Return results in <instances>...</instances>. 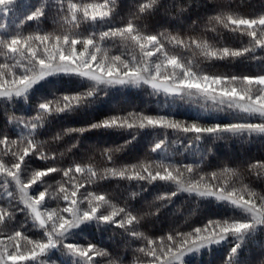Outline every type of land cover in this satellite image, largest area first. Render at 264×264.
Listing matches in <instances>:
<instances>
[{"label":"trees","instance_id":"obj_1","mask_svg":"<svg viewBox=\"0 0 264 264\" xmlns=\"http://www.w3.org/2000/svg\"><path fill=\"white\" fill-rule=\"evenodd\" d=\"M144 0H115L112 15L103 20L84 21L78 31L90 35L120 26L132 19ZM8 13L0 12V39L14 35L48 33L59 30L64 11L62 0H22L10 6ZM36 8H42L44 15L29 20L27 17ZM222 9H230L249 17L264 14V0H158L153 8L142 13L137 27L150 34L164 31L183 35L200 34L209 17ZM191 29V32H188ZM206 38L216 46L232 48L251 47L247 34L230 29L208 30ZM103 47L112 55L131 59L133 50L117 40H108ZM207 74L243 76L264 74V48L236 57L204 58L199 52L175 49ZM155 59V58H154ZM19 57H9L7 49L0 46V63L16 64ZM21 64L26 63L20 60ZM22 71V69H20ZM93 91L79 104L64 111L45 113L40 107L46 101H60L66 95L84 94ZM194 99L189 97L170 98L148 87L121 89L97 84L79 74L52 75L34 85L23 95L0 99V137L21 139L35 137L47 142L45 152L57 153L56 159L44 160L34 152L26 157L21 172L23 182L31 178L34 171L47 166L71 167L74 163H92L104 166L101 155L105 149H119L113 155L114 164L131 165L144 159L163 161L177 165L198 166L201 173L215 171L224 166L245 168L244 183L264 194V171H252L249 167L264 162V132H223L219 134L186 133L180 129L146 126L128 128L123 126L90 128L89 125L117 115L143 112L148 115H163L177 120L195 121L202 125L232 123L236 121L260 122L258 117L231 114L221 107H214L210 116L186 109ZM183 104V105H181ZM210 105V104H208ZM218 109V110H216ZM227 115L229 117L227 118ZM35 123L36 128L30 125ZM85 128L83 133L67 132V129ZM163 142V143H161ZM160 144L159 148L156 145ZM0 158L11 161L13 157L4 154ZM62 179L61 172L46 176L34 184L30 195L50 189L57 191ZM85 192H103L111 203L143 215L138 223L122 228L114 222L93 218L67 236L57 235L63 243L57 244L43 255L31 259L27 264H87L82 258L65 247L67 243L86 246L93 243L106 249L111 255L97 257L96 264H105L106 259L116 258L120 264H147V256L139 250L144 247L143 237L133 235L142 232L149 238L167 235L172 230L190 231L203 226L209 220H253L243 210L212 197H205L185 189L173 181L137 180L125 177L107 176L94 178L86 185ZM175 193V195H171ZM135 194V195H133ZM19 185L6 174H0V206L13 213L6 227L20 230L31 239H46V228H40L27 207L19 198ZM157 197H165L158 200ZM170 197V198H169ZM63 201L50 195L42 204L45 209L61 206ZM82 207L87 200L82 199ZM159 209L156 212V209ZM106 205L99 214L110 211ZM98 214V215H99ZM229 242L218 247L203 250L187 257L178 264H262L264 262V225L253 226L242 233L229 234ZM239 244L236 252L232 249Z\"/></svg>","mask_w":264,"mask_h":264},{"label":"snow or ice","instance_id":"obj_2","mask_svg":"<svg viewBox=\"0 0 264 264\" xmlns=\"http://www.w3.org/2000/svg\"><path fill=\"white\" fill-rule=\"evenodd\" d=\"M62 2L64 11L59 30L14 35L7 40L0 39V46L7 49L10 58L19 57L16 64L0 63V96H11L13 93L19 95L50 73L63 71L80 73L96 81L108 83L144 81L154 89L166 93L201 97L205 101L210 100L219 105H228L264 116V74L243 76L207 74L197 64L173 50V48L191 50L199 52L207 59H222L241 56L256 47L264 48V14L249 17L234 10L222 9L208 18L200 34L183 35L179 32L172 34L168 31L150 34L137 27V20L142 13L149 12L158 0H144L133 18L126 23L85 36L78 31L80 25L86 20L95 21L110 17L114 11L115 0H62ZM13 3L15 0H0V6ZM43 15V9L36 8L27 19L32 20ZM218 29L245 33L251 37L252 46L232 48L210 43L206 38L207 31ZM188 32H191V29ZM108 40L123 42L135 54L130 60L122 55L110 54V50L103 47V43ZM20 60L26 63L21 64ZM93 91L66 95L60 101H46L40 107L45 113L64 111L74 104L81 103L85 97L92 96ZM30 126L37 127L35 123ZM111 126L128 128L159 126L180 129L186 133L219 134L245 129L264 131V120L256 123L236 121L202 125L199 122L177 120L163 115L131 112L89 125L90 128ZM85 130L79 128L66 131L83 133ZM46 143L35 137L21 139L0 137V156L9 154L13 157L11 161L0 158V174H6L16 181L19 185L18 198L31 210L33 219L47 230L46 239H31L20 230L7 228L6 224L13 213L8 207L0 206V264H27L29 260L63 243L56 238L58 234L63 235L89 219L114 222L127 229L128 226L138 223L143 215L154 214H137L129 210L127 205L120 207L113 204L103 192H87L85 195L81 189L85 190V186L93 183L97 177L103 179L107 176H118L137 180L173 181L180 189L231 201L254 217V220H209L203 226L190 231L172 230L158 238H149L142 232H133V235L143 237L145 240L144 247L139 251L146 254L147 264H172L174 260H181L186 252L213 241L223 240L229 234L250 230L254 223H264V194L244 183L247 170L243 167L224 166L212 172L201 173L198 166L192 164L177 165L147 158L131 165L109 166L114 164L113 155L119 149H105L101 153L105 158L104 166L92 163H74L71 167L47 166L34 171L27 183L23 182L21 172L26 157L35 152L40 159L57 158V153L43 150ZM159 147L160 144H157L156 148ZM249 167L252 171L258 168L264 171V162H256ZM58 171L62 173V179L55 193L46 189L39 191L38 195H30V189L34 184ZM50 195L61 199L62 205L54 209L43 208V202ZM82 199L87 200V207H82ZM157 199L163 200L165 197ZM106 205H109L111 210L99 214ZM155 211L158 212L159 209ZM65 247L85 258L87 264H96L97 257L107 258L111 255L106 249L93 243L86 246L67 243ZM238 247L239 244L232 251L236 252ZM105 264H120V261L111 258L106 259Z\"/></svg>","mask_w":264,"mask_h":264},{"label":"rangeland","instance_id":"obj_3","mask_svg":"<svg viewBox=\"0 0 264 264\" xmlns=\"http://www.w3.org/2000/svg\"><path fill=\"white\" fill-rule=\"evenodd\" d=\"M18 1H22V0H15V3L16 2H18ZM14 4V3H13ZM13 4H9V5H5V6H0V12H4V13H8L9 12V10H11V5H13ZM59 74H79V75H81V76H83L82 74H80V73H76V72H55V73H50L49 75H47V76H45V77H43L42 79H40L38 82H36L34 85H36L37 83H39L41 80H43V79H45V78H47V77H49V76H52V75H59ZM84 78H86V79H88V80H90V81H93V82H95V83H97V84H103V85H107V86H110V87H115V88H121V89H138V88H141V87H148V88H151L152 90H155V91H157V92H159V93H162V94H164L165 96H168V97H170V98H177V97H189L188 95H186V94H170V93H166V92H164V91H162V90H158V89H154L150 84H148V83H146V82H144V81H140V82H125V83H108V82H103V81H96V80H94V79H92L91 77H87V76H83ZM33 85V86H34ZM32 86V87H33ZM32 87H30L29 89H27L25 92H23V93H21V94H19V95H17V94H15V93H13L11 96H0V99H3V98H11V97H15V96H20V95H23V94H25L26 92H28ZM190 98H192V99H194V101H191V102H189V105H183V104H181V105H183L186 109H189V110H193V111H195V112H200V113H203V114H205V115H207V116H210V113L212 112V110H214L215 108L214 107H221V108H223V109H227V111H230V112H232L231 114H244V115H246V116H250V117H258V118H260L261 120H264V116H261L260 114H258V113H249V112H245V111H242V110H240V109H238V108H232V107H229L228 105H219V104H216L215 102H213V101H210V100H208V101H205L203 98H201V97H190ZM208 104H210V105H208ZM216 110H218V109H216ZM229 117V115H227V118ZM243 131H246V132H257V133H262V132H264V131H259V130H249V129H245V130H241V131H237V132H243ZM230 132V131H229ZM233 133H236V132H233ZM194 193H196V192H194ZM197 194H199V193H197ZM200 195V194H199ZM202 196H205V197H212V198H215V199H217V200H219V201H222V202H226V203H228V204H230V205H232V206H234V207H236V208H238V209H241V210H243L245 213H247L249 216H251L252 218H253V220H254V217L252 216V214L250 213V212H248L247 210H245V209H243L242 207H239V206H237V205H235V204H233L231 201H228V200H226V199H218V198H216L215 196H206V195H202ZM22 203H23V201H22ZM23 205L25 206V207H27L24 203H23ZM28 208V207H27ZM28 210H29V212H30V214L32 215V213H31V210L28 208ZM35 220V219H34ZM38 224H39V222L37 221V220H35ZM92 221V219H89V220H86V221H84V222H82L81 224H79L78 226H76V227H73V228H71L70 230H68L67 232H65V233H63V235H60V236H67L69 233H71L72 231H74V230H76V229H78L79 227H81L82 225H84V224H86V223H89V222H91ZM254 225H255V227H259V226H261V227H263V225H264V223H261V224H255L254 223ZM39 227L40 228H45V227H43V226H41L40 224H39ZM232 234H237V233H232ZM59 235V234H58ZM229 242V237L227 236L225 239H223V240H220V241H213V242H211V243H209V244H206V245H204V246H202V247H200V248H197V249H194L193 251H191V252H186L185 254H184V256L181 258V260H179V261H173L172 262V264H178V263H180L182 260H185L187 257H192V256H194V255H197V254H199L200 252H202L203 250H206V249H209V248H212V247H218V246H221V245H223V244H226V243H228Z\"/></svg>","mask_w":264,"mask_h":264}]
</instances>
